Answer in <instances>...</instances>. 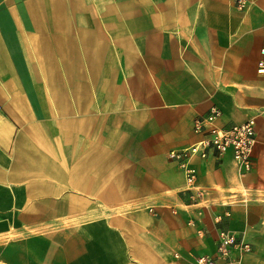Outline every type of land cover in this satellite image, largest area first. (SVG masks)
<instances>
[{
    "label": "crops",
    "instance_id": "0c3cea01",
    "mask_svg": "<svg viewBox=\"0 0 264 264\" xmlns=\"http://www.w3.org/2000/svg\"><path fill=\"white\" fill-rule=\"evenodd\" d=\"M263 50L264 0H0V264H196L224 231L264 264ZM214 107L254 168L211 151L191 192L169 153Z\"/></svg>",
    "mask_w": 264,
    "mask_h": 264
},
{
    "label": "built area",
    "instance_id": "2783aa9c",
    "mask_svg": "<svg viewBox=\"0 0 264 264\" xmlns=\"http://www.w3.org/2000/svg\"><path fill=\"white\" fill-rule=\"evenodd\" d=\"M257 0H236V5L241 11L251 8ZM264 56V50L262 51ZM259 74L264 75V61L259 63ZM222 111L217 107L211 109L206 116L194 121L193 130L196 134L204 135L198 143L183 150H174L169 153V158L177 162L183 169L188 190L193 192L197 188L198 172L193 166L195 158L206 159L211 151L218 156L226 154L229 150L234 153V160L240 177H246L254 168L253 154L257 144V122L250 119L244 124L231 128H222L218 121ZM199 190L198 196L201 195ZM193 197L196 194L193 193ZM252 246L236 233L221 232L218 248L214 256H203L196 260V264H246L245 257L252 253Z\"/></svg>",
    "mask_w": 264,
    "mask_h": 264
}]
</instances>
